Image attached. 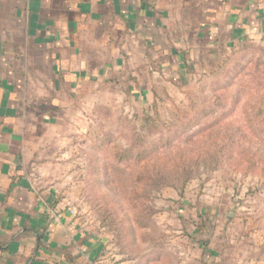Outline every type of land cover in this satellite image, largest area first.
Returning <instances> with one entry per match:
<instances>
[{
	"label": "rangeland",
	"instance_id": "374dc122",
	"mask_svg": "<svg viewBox=\"0 0 264 264\" xmlns=\"http://www.w3.org/2000/svg\"><path fill=\"white\" fill-rule=\"evenodd\" d=\"M22 2L0 0L8 29ZM152 36L148 45L168 47ZM196 36L183 64L165 52L167 66L159 52L123 59L126 44L82 32L91 72L35 142L59 194L119 259L179 262L200 246L221 256L264 245V42L206 52Z\"/></svg>",
	"mask_w": 264,
	"mask_h": 264
},
{
	"label": "crops",
	"instance_id": "0c3cea01",
	"mask_svg": "<svg viewBox=\"0 0 264 264\" xmlns=\"http://www.w3.org/2000/svg\"><path fill=\"white\" fill-rule=\"evenodd\" d=\"M12 13L10 29L0 17V264H264V245L221 256L200 246L179 262L119 259L59 194L35 143L91 72L82 32L126 44L123 59L151 46L170 51L194 33L201 43L264 42V0H28ZM158 34L168 47L147 44Z\"/></svg>",
	"mask_w": 264,
	"mask_h": 264
},
{
	"label": "trees",
	"instance_id": "16d2710c",
	"mask_svg": "<svg viewBox=\"0 0 264 264\" xmlns=\"http://www.w3.org/2000/svg\"><path fill=\"white\" fill-rule=\"evenodd\" d=\"M243 41H245L244 39L241 41V42H243ZM203 43L205 44V47H206V49L205 50H207L206 52H211V50H212V47L211 46H213V44H215V43H221V44H223L224 46H227L225 43H223V42H216V41H207V40H205V41H203ZM237 43V42H236ZM236 43H232L233 45L234 44H236ZM239 43V42H238ZM183 44L184 43H181L180 44V46L179 47H177L176 45H173V44H171L170 46H171V50L170 51H168V52H171V54L170 55H177V56H179V60L182 62V64L186 61V56H185V54H184V46H183ZM210 44H212V45H210ZM231 44V45H232ZM208 46H210V47H208ZM229 46V45H228ZM155 47H153V46H151V47H149V50H152V51H154V52H157V50L156 49H154ZM145 51H146V49H145ZM213 51V50H212ZM158 56H159V59H165V61H164V63L167 65V66H170V64H169V58H170V56H167V54L165 53V51L163 50V49H161L160 48V50H158ZM167 56V57H166ZM203 57H204V55H203ZM184 173H185V171H183ZM190 176H187L186 175V178L185 179H187V178H189ZM162 179V177L160 178V180ZM160 180H157L158 181V183H160L159 181ZM156 181V182H157ZM162 181H165V180H162ZM151 185L153 184V182L151 181V183H150ZM150 184H149V186H150Z\"/></svg>",
	"mask_w": 264,
	"mask_h": 264
}]
</instances>
